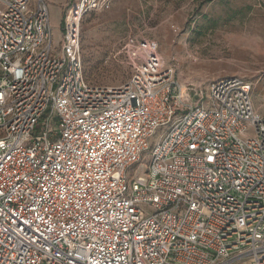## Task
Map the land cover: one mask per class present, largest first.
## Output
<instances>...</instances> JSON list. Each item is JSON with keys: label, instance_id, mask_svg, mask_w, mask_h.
Listing matches in <instances>:
<instances>
[{"label": "built area", "instance_id": "built-area-1", "mask_svg": "<svg viewBox=\"0 0 264 264\" xmlns=\"http://www.w3.org/2000/svg\"><path fill=\"white\" fill-rule=\"evenodd\" d=\"M110 2H71L54 45L44 0H0V264H264L251 85L182 89L147 40L124 84L87 83L80 26Z\"/></svg>", "mask_w": 264, "mask_h": 264}, {"label": "rangeland", "instance_id": "rangeland-1", "mask_svg": "<svg viewBox=\"0 0 264 264\" xmlns=\"http://www.w3.org/2000/svg\"><path fill=\"white\" fill-rule=\"evenodd\" d=\"M74 1L47 0L54 45L59 19ZM130 40L156 44L182 89L205 96L210 84L239 77L251 85L254 108L264 114V0H111L81 23L84 80L124 84L132 70L122 48Z\"/></svg>", "mask_w": 264, "mask_h": 264}, {"label": "crops", "instance_id": "crops-1", "mask_svg": "<svg viewBox=\"0 0 264 264\" xmlns=\"http://www.w3.org/2000/svg\"><path fill=\"white\" fill-rule=\"evenodd\" d=\"M36 1L37 0H30V4H31V6H34L35 5V3H36ZM45 1V3L47 4V7H48V3H47V0H44ZM71 4V2H69V4H67L66 6H65V9L68 7V5H70ZM48 12H49V8H48ZM49 17H50V13H49ZM61 19V18H60ZM60 19H59V25H60ZM50 26H51V23H50ZM52 29V28H51ZM60 33V32H59Z\"/></svg>", "mask_w": 264, "mask_h": 264}, {"label": "trees", "instance_id": "trees-1", "mask_svg": "<svg viewBox=\"0 0 264 264\" xmlns=\"http://www.w3.org/2000/svg\"><path fill=\"white\" fill-rule=\"evenodd\" d=\"M91 14H92V13H91ZM91 14L86 15V16L83 18V20H84L86 17H88L89 15H91ZM83 20H82V22H83Z\"/></svg>", "mask_w": 264, "mask_h": 264}]
</instances>
